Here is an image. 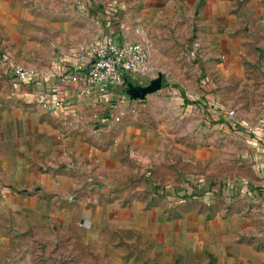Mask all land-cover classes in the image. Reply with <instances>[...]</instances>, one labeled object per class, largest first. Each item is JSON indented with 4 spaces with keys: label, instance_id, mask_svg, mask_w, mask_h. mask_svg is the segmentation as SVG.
Returning a JSON list of instances; mask_svg holds the SVG:
<instances>
[{
    "label": "rangeland",
    "instance_id": "1",
    "mask_svg": "<svg viewBox=\"0 0 264 264\" xmlns=\"http://www.w3.org/2000/svg\"><path fill=\"white\" fill-rule=\"evenodd\" d=\"M113 2L0 1V69L21 66L45 85L84 66L105 30L121 32L117 19H101L114 15ZM124 3L123 29L135 39V10L145 3ZM144 25L149 65L130 83L161 76V88L84 103L85 148L69 166L83 169L70 191L77 201L1 234L0 264H264L257 46L230 65L220 51L195 49L185 21Z\"/></svg>",
    "mask_w": 264,
    "mask_h": 264
},
{
    "label": "crops",
    "instance_id": "2",
    "mask_svg": "<svg viewBox=\"0 0 264 264\" xmlns=\"http://www.w3.org/2000/svg\"><path fill=\"white\" fill-rule=\"evenodd\" d=\"M143 1L145 6L137 5L135 10L133 34L135 28L143 31L144 24L154 19L185 21L193 32L195 49L220 51L230 65L246 57L241 51L257 46V72L264 75V0ZM124 2L115 0L108 5L109 14L114 15L102 13L101 19H117L121 28L117 35L133 40L126 38L123 28L127 23L120 19L126 10ZM100 7L107 10L102 4ZM7 69H0V236L18 230L25 219L43 212L52 214L57 202L68 209L66 204L77 201L70 191L80 185L78 177L83 169L78 166L70 171L69 166L73 158L79 159L88 133L83 116L78 114L85 111V102L99 104L92 97L76 95L70 84L65 90L68 105L59 110L44 109L33 100L36 89L15 82ZM56 81L50 79L45 86ZM259 89L263 96L260 104L257 101V198L264 197V126L260 124L264 120V79ZM118 95L113 90L110 101ZM101 103L107 105L108 100ZM174 248L173 244L167 249L173 252Z\"/></svg>",
    "mask_w": 264,
    "mask_h": 264
},
{
    "label": "built area",
    "instance_id": "3",
    "mask_svg": "<svg viewBox=\"0 0 264 264\" xmlns=\"http://www.w3.org/2000/svg\"><path fill=\"white\" fill-rule=\"evenodd\" d=\"M137 38L120 40L117 34L105 32L96 42L90 60L84 66H75L58 73L57 85L37 83L36 74L21 66L9 68L15 82L34 87L33 99L47 110H59L68 105L66 86L73 84L76 95L92 97L99 102L110 100L113 90L124 99L130 80L144 73L149 65V41L142 29L135 28ZM61 82V83H60ZM264 126V120L260 121Z\"/></svg>",
    "mask_w": 264,
    "mask_h": 264
},
{
    "label": "water",
    "instance_id": "4",
    "mask_svg": "<svg viewBox=\"0 0 264 264\" xmlns=\"http://www.w3.org/2000/svg\"><path fill=\"white\" fill-rule=\"evenodd\" d=\"M161 76H157L153 78L147 85L141 87H134L131 84L125 88V93L131 96H137L140 98H144L147 94L155 92L161 88Z\"/></svg>",
    "mask_w": 264,
    "mask_h": 264
}]
</instances>
